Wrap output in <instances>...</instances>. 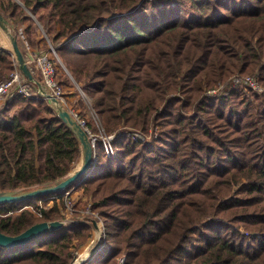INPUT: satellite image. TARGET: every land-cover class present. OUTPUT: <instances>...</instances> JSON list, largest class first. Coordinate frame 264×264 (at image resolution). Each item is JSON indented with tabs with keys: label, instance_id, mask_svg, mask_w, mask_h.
Returning a JSON list of instances; mask_svg holds the SVG:
<instances>
[{
	"label": "trees",
	"instance_id": "trees-1",
	"mask_svg": "<svg viewBox=\"0 0 264 264\" xmlns=\"http://www.w3.org/2000/svg\"><path fill=\"white\" fill-rule=\"evenodd\" d=\"M0 13L20 46L55 47L68 70L59 62L58 78L92 97L107 132L146 137L122 135L115 157L100 143L79 184L108 238L85 264H264V0H0ZM17 66L0 47V81ZM249 74L261 89L233 84ZM83 158L50 99L18 95L0 108V191L55 184ZM75 184L0 204V231L59 219L60 197L40 217L25 207ZM95 228L0 246V264H71Z\"/></svg>",
	"mask_w": 264,
	"mask_h": 264
},
{
	"label": "built area",
	"instance_id": "built-area-1",
	"mask_svg": "<svg viewBox=\"0 0 264 264\" xmlns=\"http://www.w3.org/2000/svg\"><path fill=\"white\" fill-rule=\"evenodd\" d=\"M18 33L25 40V31L23 29H19ZM47 39L49 40V38ZM0 47L6 48V46L2 44L0 45ZM12 53L14 54V51ZM51 53L52 56L48 53H35L26 56L29 64L32 65V68H34L32 69L33 73L37 71L40 74L42 87H39L38 84H36L35 82L28 80L20 70L19 66H17V68L9 75L8 79L0 81V108H3L9 100L13 99L18 95H22L28 98H44L46 97V91L51 92L58 99L59 103L63 105L70 112L72 117L77 120V122L83 127L93 145V166L90 170H88L86 175L83 176L85 180L86 177L94 170V167L97 163L98 145L100 143L103 144L106 153L109 157H115L118 153V145L116 144L117 139L122 137V135L133 136L135 139H141L143 137V134L140 131L136 130H128L123 134L121 132L116 131L107 132L104 126L102 125L98 113L95 110H92V119L90 114L84 115L81 109L71 106L68 102V92H66L65 85L58 78L59 62L66 69L67 72L68 70L63 65L62 61L59 59V55L54 46H52ZM56 58L59 60H57ZM232 81L233 84L237 86H247L255 89L262 88L259 79L254 77L253 75H236L232 77ZM33 84L36 85L37 89L33 88ZM80 91L82 94H85L82 88H80ZM77 187L78 186H74L73 188ZM72 192L73 189L66 193V205L68 209L73 211L75 203L73 202V199L70 196V193ZM43 206L44 205L39 203L37 207L26 206L25 208L33 211L34 213H36V215H41L43 209L45 208V206ZM82 220L87 223L92 222L87 218H84ZM82 220L79 221L74 219H68L65 220V223L66 226H73L78 222H82ZM100 233L101 244L94 251V253L88 257V259L102 251L106 245V233L103 230L100 231Z\"/></svg>",
	"mask_w": 264,
	"mask_h": 264
},
{
	"label": "water",
	"instance_id": "water-1",
	"mask_svg": "<svg viewBox=\"0 0 264 264\" xmlns=\"http://www.w3.org/2000/svg\"><path fill=\"white\" fill-rule=\"evenodd\" d=\"M0 27L11 41L14 54L18 61V66L24 76L28 80L38 84L39 87H42L41 80L36 78L32 70L34 68H32V65L29 64L26 55L22 51L18 37L12 33L9 21L2 13H0ZM45 96L55 105L60 117L72 127L76 135L79 137L84 151L83 163L75 172L71 173L67 178L60 180L55 184L42 186L26 192L0 191V204L24 201L46 194L64 191L66 188L70 187L72 184L76 183L80 178L86 175L87 171L93 166V145L83 127L72 117L70 112L59 103L58 99L51 92L46 91ZM92 223L96 228H99V225L95 219H92ZM63 226H66L65 221L54 220L36 223L18 235H9L0 231V246L12 247L26 244L39 235L55 231ZM100 244L101 239L91 245L90 255L94 253Z\"/></svg>",
	"mask_w": 264,
	"mask_h": 264
},
{
	"label": "rangeland",
	"instance_id": "rangeland-1",
	"mask_svg": "<svg viewBox=\"0 0 264 264\" xmlns=\"http://www.w3.org/2000/svg\"><path fill=\"white\" fill-rule=\"evenodd\" d=\"M19 29H23V28L20 27ZM0 31H3L1 29V27H0ZM11 31H12V29H11ZM5 37H6V44H5V46H9L10 49L12 50L11 44H10L9 39H8V36L6 34H5ZM0 45H1V43H0ZM21 48H22V51L24 52V54H28L27 53V49H26L25 46L24 47L21 46ZM13 51L14 50H12V52ZM14 57H15V54H14ZM249 75H251V74H249ZM77 86L80 87L79 85H77ZM261 86H262V84H261ZM78 87L76 89H77V91H80V88L81 87L80 88H78ZM245 87H247V86H245ZM247 88H252V87H247ZM65 89H66V92H68L66 86H65ZM67 96H68V102H69V104L71 106L77 107V108L81 109L82 110V113H83V111H87L86 113H90V116L92 118V110H95V109L93 107L92 97L91 96H89L87 93L82 94L81 91L79 92V98H78V95H76V94H70V93H68ZM84 115H86V114H84ZM100 120H101V118H100ZM145 138L146 137L143 134L142 139H145ZM81 164H82V161L76 162L75 167H74L75 170L73 172H75L81 166ZM73 172H71V173H73ZM75 186H78V187L77 188H73L72 187L69 190H67V191H65V192H63V193H61L59 195L49 196V197H45V198L39 200L38 201V205H39V203H41L42 205H44L45 206V208L43 209V211H44V210H46V209L54 206L55 203H56V199L60 197L62 199V203L59 206V211H58V215L60 216V218L57 219V220L65 221V220H68V219H74V220H79L80 221V220H82L84 218H87L90 221H92V219H95L97 221V223L99 225V228H97V229L95 228L93 230L92 235L88 239V241H86L80 248H76L74 250V258H73V261H72L71 264H85V262H87V260L88 261L89 260L91 261L92 258H94L95 256H98L101 253H104L105 252V249L107 247L106 246L107 245V241H108V238H107V228H106V222H105L104 217H102V215L99 213V211L96 208H94V198H93V196H91V194L86 193L85 190L82 187H80L81 185L76 184ZM71 189H73V192L70 193V196L72 197L73 202L75 203V206H74V210L73 211L70 210V209H68V207L66 205V193L68 191H71ZM27 207H37V206H35V205H28ZM22 210L23 209L21 208V209L15 210V211H8V213L7 214H4V215L5 216H8L10 214H17V213H20ZM41 215H37V217H40ZM82 222H83V220H82ZM78 223H80V222H78ZM78 223L74 224L73 226L77 225ZM89 223L93 224L92 222H89ZM102 230L105 231V233H106V245H105V247L103 248L102 251H100L99 253L93 255L89 259L88 258L87 259H83L84 257H86L87 253L90 251L91 245L99 240L100 235H101L100 231H102Z\"/></svg>",
	"mask_w": 264,
	"mask_h": 264
},
{
	"label": "crops",
	"instance_id": "crops-1",
	"mask_svg": "<svg viewBox=\"0 0 264 264\" xmlns=\"http://www.w3.org/2000/svg\"><path fill=\"white\" fill-rule=\"evenodd\" d=\"M22 28H23V30L25 31V28H26V25H24V26H22ZM5 32L4 31H0V43L2 44V45H5L6 44V37H5ZM38 39L40 40V43H41V45L42 44H44V43H46L47 41L48 42H50L48 39H43L41 36H39L38 37ZM25 47H26V49H27V53L28 54H25L26 56L27 55H30V54H35V53H39L38 51V49H33V48H30V46L28 45V42L27 41H24V44H23ZM13 48V47H12ZM42 49V48H41ZM44 52H41V53H48L49 55H51L52 56V53H51V50H48V49H42ZM35 52V53H34ZM65 86H66V88H67V91H68V93H70V94H72V93H74L75 92V90H77V89H75V87H72V86H70V85H67V84H65ZM79 92V91H78ZM78 95V94H77ZM84 258H86V257H84Z\"/></svg>",
	"mask_w": 264,
	"mask_h": 264
},
{
	"label": "bare ground",
	"instance_id": "bare-ground-1",
	"mask_svg": "<svg viewBox=\"0 0 264 264\" xmlns=\"http://www.w3.org/2000/svg\"><path fill=\"white\" fill-rule=\"evenodd\" d=\"M91 173H93V172H91ZM91 173H90V174H91ZM89 176H90V175H89ZM83 180H84L83 177L80 178V179L76 182V184H80ZM76 184H75V185H76ZM99 239H100V238H99ZM89 256H90V251L87 253L86 258H83V259H87Z\"/></svg>",
	"mask_w": 264,
	"mask_h": 264
}]
</instances>
